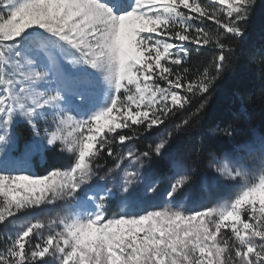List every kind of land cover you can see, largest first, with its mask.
<instances>
[{
  "label": "snow or ice",
  "instance_id": "1",
  "mask_svg": "<svg viewBox=\"0 0 264 264\" xmlns=\"http://www.w3.org/2000/svg\"><path fill=\"white\" fill-rule=\"evenodd\" d=\"M254 3L0 0V228L16 229L4 233L0 264H264V135L209 161L239 188L234 198L200 210L175 203L190 180L184 172L172 180L165 205L148 210L140 206L156 194V182L124 168L123 207L111 216L117 194L93 183L107 180V173L97 177L104 153L114 156V143L135 138L122 130L158 128L195 97L198 106L175 127L199 119L232 57L225 41L246 35ZM205 19L214 31L202 26ZM189 44L219 50L211 68L194 78L172 67L182 65ZM20 123L32 133L22 145L12 131ZM167 144L162 139L140 154L129 149L108 171L126 159L142 167V158L161 155ZM58 145L73 157L70 166L30 173L31 160L45 159ZM249 158L259 167L250 168ZM58 201L67 206L63 214L24 215L20 223L22 214Z\"/></svg>",
  "mask_w": 264,
  "mask_h": 264
},
{
  "label": "trees",
  "instance_id": "2",
  "mask_svg": "<svg viewBox=\"0 0 264 264\" xmlns=\"http://www.w3.org/2000/svg\"><path fill=\"white\" fill-rule=\"evenodd\" d=\"M197 26H201L197 22ZM203 27L214 31V22L204 20ZM246 35L243 38L229 37L226 43L233 49L232 57L225 70L214 83L207 94L208 104L204 112L189 125L176 129L175 125L186 118L200 102L199 97L185 110H180L173 120L166 121L163 129L167 134L172 133L168 147L173 149L178 159L186 163L193 171L196 179L206 173V164L211 156H221L234 146L250 139L253 134L264 135V0H255L248 21L244 24ZM188 56L182 65L172 67L174 70L188 69V76L194 78L204 68H211L218 49L212 45L197 48L194 44L187 45ZM183 94V93H182ZM231 126L234 129L232 136H227L219 129ZM155 129L159 132L162 129ZM133 134L138 135L134 140L135 147H145L146 138L154 132L141 137V127H133ZM19 143L28 140L31 131L22 124L14 127ZM21 144V143H20ZM161 171H165L167 164L161 163ZM69 164L63 160V154L56 147L48 153L42 163L34 159L33 165L37 174L46 169Z\"/></svg>",
  "mask_w": 264,
  "mask_h": 264
},
{
  "label": "rangeland",
  "instance_id": "3",
  "mask_svg": "<svg viewBox=\"0 0 264 264\" xmlns=\"http://www.w3.org/2000/svg\"><path fill=\"white\" fill-rule=\"evenodd\" d=\"M163 83V82H161ZM27 127L24 123H20ZM46 125L41 122L40 123V130L41 134L43 135V129ZM162 126V130L157 132L155 129H160ZM158 128H154L151 131L143 130L141 133V137H145L148 133L154 132L150 134L148 138H146L145 147L142 149H137L135 147L134 140L138 138V135L133 134L132 130L135 129H124L121 131V134L124 135H135V138L127 141L124 145H119L118 143L113 144L114 151L116 155L109 157L107 153H104L102 158L99 160L100 167L97 170V177L104 176L107 173V180L106 181H99L98 179H94L93 183H100L106 184L107 187L111 188L117 195L109 202L108 205V215H112L118 213L122 210L123 204L120 199V177L122 176V171L124 168H127L130 171L139 170L141 174V180L143 181L145 177L150 180H154L157 184V191L155 195H149L144 198L143 203L141 204V208H145L148 210H152L158 207L165 205L167 201L166 192L169 190L170 184L174 177L177 175V172H184L189 177V182L184 186V188L176 195L175 203L178 206H182L187 208L188 210H200L203 207L212 206L218 202H223L225 200H230L234 198L235 193L238 191L239 182H233L229 180H225L218 176V174L214 171L213 166L210 165L209 161L212 160L213 157H216L218 160H224L227 158L228 154L232 151H226L221 156H211V159L206 164V173L203 174L198 179L194 176V171L184 162L180 161L176 156V153L173 149L167 147L162 151V154L157 156L154 153L151 155L150 158H142L143 159V166L140 165H132L130 161L127 159L123 162L122 168L120 170H116L115 173H109V169L113 168L117 157L126 153L129 149L134 150L137 154L143 153L145 151L151 152L152 148L155 146L162 139H166L167 132L163 129V125ZM136 127V126H133ZM14 128L12 129V131ZM14 133V131H13ZM15 134V133H14ZM16 135V134H15ZM262 134H253L252 137H258ZM17 136V135H16ZM32 136V134H31ZM30 136V138H31ZM251 137V138H252ZM25 142V141H24ZM24 142H20L21 145ZM59 149V145L57 146ZM60 152V149H59ZM62 153V152H60ZM63 160L69 161V164H65L60 166L59 168H66L69 167L73 161V157L70 154L62 153ZM34 159L37 160L39 164L42 163L43 159L39 157H34L30 162V173L37 174V171L34 169ZM162 160L161 163L167 164V169L165 171H161L160 165L157 164L156 161ZM248 166L250 168H258L259 162L258 160L253 163L251 158L248 160ZM51 169H46V171L42 174H46V172ZM115 176V181L113 177ZM66 204L64 201H58L54 205H45L41 210H37L36 212L22 214L20 218V223L22 224L23 216L27 215L32 219H45L47 220L50 216H55L57 213L63 214L66 210ZM16 229H8V228H0V247H3L4 244V233L9 231H15ZM48 234V229L43 230V235L46 237ZM38 242L37 240L33 241Z\"/></svg>",
  "mask_w": 264,
  "mask_h": 264
}]
</instances>
